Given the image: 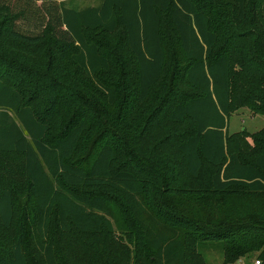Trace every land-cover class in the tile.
Here are the masks:
<instances>
[{
	"label": "trees",
	"instance_id": "trees-1",
	"mask_svg": "<svg viewBox=\"0 0 264 264\" xmlns=\"http://www.w3.org/2000/svg\"><path fill=\"white\" fill-rule=\"evenodd\" d=\"M63 1L0 0V264L264 263V0Z\"/></svg>",
	"mask_w": 264,
	"mask_h": 264
},
{
	"label": "rangeland",
	"instance_id": "rangeland-1",
	"mask_svg": "<svg viewBox=\"0 0 264 264\" xmlns=\"http://www.w3.org/2000/svg\"><path fill=\"white\" fill-rule=\"evenodd\" d=\"M100 0H64L63 6L66 8L80 10L89 6H97ZM247 130L249 133L256 132L264 128V116L253 114L247 108H241L232 113L228 120V129L230 133L240 131L241 129ZM250 139V138H249ZM203 250L207 264H221L223 260L222 252L211 244H207ZM256 258L255 255L249 256L246 263L250 264Z\"/></svg>",
	"mask_w": 264,
	"mask_h": 264
},
{
	"label": "built area",
	"instance_id": "built-area-1",
	"mask_svg": "<svg viewBox=\"0 0 264 264\" xmlns=\"http://www.w3.org/2000/svg\"><path fill=\"white\" fill-rule=\"evenodd\" d=\"M237 264H248L244 259H239ZM250 264H264L263 261L259 258H255Z\"/></svg>",
	"mask_w": 264,
	"mask_h": 264
}]
</instances>
